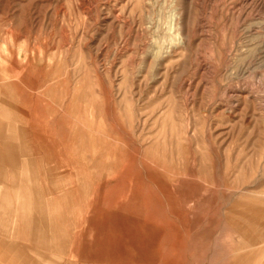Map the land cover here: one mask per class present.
Listing matches in <instances>:
<instances>
[{"label": "rangeland", "instance_id": "obj_1", "mask_svg": "<svg viewBox=\"0 0 264 264\" xmlns=\"http://www.w3.org/2000/svg\"><path fill=\"white\" fill-rule=\"evenodd\" d=\"M4 121L50 150L43 254L264 264V0H0Z\"/></svg>", "mask_w": 264, "mask_h": 264}, {"label": "crops", "instance_id": "obj_2", "mask_svg": "<svg viewBox=\"0 0 264 264\" xmlns=\"http://www.w3.org/2000/svg\"><path fill=\"white\" fill-rule=\"evenodd\" d=\"M13 124L15 125L5 121L0 124L3 126V132L0 134V185L12 189L17 187L21 191L14 193L0 191V209L7 214L11 213L8 201L18 194L22 204L18 213L27 221L24 229L28 236H34L35 239L32 244H24L0 234V264H62L56 258L42 253L47 246L46 240L42 237L44 235L42 219L45 213L43 207L29 206L26 203L31 197L42 196L39 180L44 173L41 167L50 156L48 144L47 142L40 146L36 144L35 140L45 139L38 137L37 132H22V127L20 132L16 133L15 127L12 132ZM35 218L39 221L38 225L33 222Z\"/></svg>", "mask_w": 264, "mask_h": 264}]
</instances>
